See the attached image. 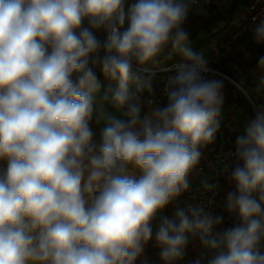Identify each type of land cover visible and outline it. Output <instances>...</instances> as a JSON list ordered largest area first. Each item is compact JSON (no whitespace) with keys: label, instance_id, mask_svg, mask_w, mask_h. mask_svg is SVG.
I'll return each mask as SVG.
<instances>
[{"label":"clouds","instance_id":"obj_1","mask_svg":"<svg viewBox=\"0 0 264 264\" xmlns=\"http://www.w3.org/2000/svg\"><path fill=\"white\" fill-rule=\"evenodd\" d=\"M196 3L0 0V264H135L142 255L153 220L190 190L200 149L219 129L229 78L188 46L183 25ZM252 39L264 44V19ZM168 45L184 62L173 66L166 105L142 116L139 94L152 85L134 63H158ZM96 68L115 83L103 95ZM235 143L225 210L237 223L217 231L222 214L176 206L155 231L163 264L183 260L193 239L202 252L190 264H264V108ZM202 187L215 195L217 185Z\"/></svg>","mask_w":264,"mask_h":264},{"label":"crops","instance_id":"obj_2","mask_svg":"<svg viewBox=\"0 0 264 264\" xmlns=\"http://www.w3.org/2000/svg\"><path fill=\"white\" fill-rule=\"evenodd\" d=\"M251 0H197V3L190 9L188 17L183 25L185 31L189 34L188 46L197 53H201L208 58L212 51L209 46V38L217 34L220 30L226 27L229 20L234 17L243 14L247 4ZM135 0H126L125 9L127 6ZM87 21L84 23V27H87ZM127 27V22L125 24ZM97 38L104 40L106 33L103 31L96 32ZM253 32L241 41L239 46L235 49L232 55L222 61L219 65L228 75L239 80L244 86L245 90L256 99L261 106H264V67H261L258 63L261 57H264V44H257L252 39ZM171 47V45H168ZM103 55V52H101ZM171 57L178 58L177 61L184 62L183 57L179 53L172 51V48L166 52L164 49L157 60L156 64L149 63L141 67L155 68L161 64V59H170ZM96 74L100 75L102 72L99 68L95 69ZM133 71L142 79L151 82V92L144 91L139 94L140 103L142 105L141 115L150 107H163L167 103V97L163 94V90L167 85L168 78L173 76L168 73L164 79L162 75L147 73L142 74L137 68L133 67ZM208 78H216L209 76ZM102 84L101 95H103V89L107 88L109 83L115 87V83L109 81L105 76L99 79ZM133 91L135 88L133 87ZM224 102L221 107L219 120V129L216 133V137L213 143L201 147L202 156L198 165L189 174L190 190L184 192L176 201L169 204L157 218L153 220V238L147 242L144 246L143 253L137 258L135 264H163L160 257V248L155 241V231L160 223V216H168L173 218L176 206H182L188 198V194L192 188L201 183V180L208 179V175H204L201 168L215 152L221 149H228L236 151V138L239 135L244 134V129L250 119L253 116V111L248 107L247 99L244 94L234 85L225 80V87L223 89ZM152 99L156 100L151 105L148 101ZM104 108L107 113L117 116L118 118H124L122 112L116 111L110 104H105ZM126 110V109H125ZM103 123H97L96 114L94 113L93 119L90 121V127L94 132V141L98 142L100 139V130ZM239 163L236 158L230 161V169L224 174V182L222 186L221 194L223 195V202L221 210L218 214L224 216V221L219 225L218 231L228 227L234 226L237 221L235 217L227 213L225 210V199L227 193L235 190V185L229 179L231 171ZM6 162L0 161V167L5 166ZM261 252H264V243H262ZM202 252L198 240L193 239L187 249L186 255L181 261L175 262V264H190V262L197 259Z\"/></svg>","mask_w":264,"mask_h":264},{"label":"built area","instance_id":"obj_3","mask_svg":"<svg viewBox=\"0 0 264 264\" xmlns=\"http://www.w3.org/2000/svg\"><path fill=\"white\" fill-rule=\"evenodd\" d=\"M260 19H264V0H251L247 4L243 14L232 17L226 27L217 32V34L213 35V37L209 40V46L212 53L208 58H206L208 66L215 72L220 73L223 76L228 77L229 80L235 82L231 84L241 85L244 90L245 88L242 83L224 72V70L220 68L219 64L228 59L239 46L241 41L246 39L253 32L254 24L258 23ZM178 63L182 62L175 61V63H170L167 59L162 58L161 64L155 68L141 67L135 63L133 67L137 68L142 74H159L162 75L164 79L165 75L168 73L173 76L176 74V69L173 66ZM204 75L208 78L209 76H212V73L210 72ZM229 80L227 81L229 82ZM163 94L166 95V86L163 90ZM245 98L247 99L248 107H250L253 111V116L250 119L252 120L255 118L257 108H264V106H261V104L252 96L251 100H249L247 96H245ZM151 101L154 103L156 100L152 99ZM234 158H236L235 151L228 149H221L209 157L201 168L204 175L209 174V178L201 180V183L192 188L191 192L188 194L187 201L181 207H184L187 204L203 205L206 211L218 214L221 210L220 208L224 199L221 194L224 174L230 169L229 163ZM205 181L217 185L215 195L203 189L202 184ZM216 230L218 231V228Z\"/></svg>","mask_w":264,"mask_h":264},{"label":"trees","instance_id":"obj_4","mask_svg":"<svg viewBox=\"0 0 264 264\" xmlns=\"http://www.w3.org/2000/svg\"><path fill=\"white\" fill-rule=\"evenodd\" d=\"M211 38H212V37H210L209 40H210ZM170 49H171L170 46H167V47L165 48L166 52H168ZM177 60H178V58H176V57H171L170 59H168V61H169L170 63H175V61H177ZM97 77H98V79H101V78L104 77V75H103V73H102V74H100V75H97Z\"/></svg>","mask_w":264,"mask_h":264}]
</instances>
